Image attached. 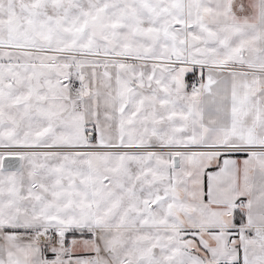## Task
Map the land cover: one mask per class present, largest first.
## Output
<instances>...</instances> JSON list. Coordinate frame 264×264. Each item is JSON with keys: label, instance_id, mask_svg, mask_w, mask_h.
Wrapping results in <instances>:
<instances>
[{"label": "snow or ice", "instance_id": "obj_1", "mask_svg": "<svg viewBox=\"0 0 264 264\" xmlns=\"http://www.w3.org/2000/svg\"><path fill=\"white\" fill-rule=\"evenodd\" d=\"M0 264H264V0H0Z\"/></svg>", "mask_w": 264, "mask_h": 264}]
</instances>
